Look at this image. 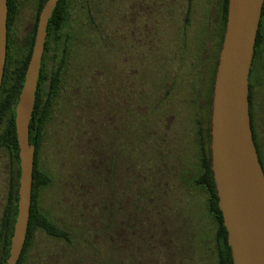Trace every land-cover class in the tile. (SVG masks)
<instances>
[{
  "label": "rangeland",
  "instance_id": "1",
  "mask_svg": "<svg viewBox=\"0 0 264 264\" xmlns=\"http://www.w3.org/2000/svg\"><path fill=\"white\" fill-rule=\"evenodd\" d=\"M18 1L15 67L27 53L25 40L38 9V0ZM215 5L216 0H69L45 69L49 78L62 70V81L38 157L50 183L40 187L37 202L72 242L38 229L22 264L147 263L151 256L156 264H218L206 195L187 183L200 168L198 130L207 117ZM252 80L264 81V30ZM259 122L264 129V116ZM90 138L85 149L82 143ZM13 167L9 151L0 149V249ZM138 170L169 181L170 201L159 211L168 232L155 247L147 243L153 241L146 236L147 218L138 216L139 225L130 213L131 196L137 205L145 203L140 191L130 189L146 182ZM105 196L111 199L105 205L116 211L114 226L127 236L128 259L116 243L94 241L97 231L104 233L96 203ZM152 221L150 230L160 228ZM134 233L144 234L139 252Z\"/></svg>",
  "mask_w": 264,
  "mask_h": 264
},
{
  "label": "water",
  "instance_id": "2",
  "mask_svg": "<svg viewBox=\"0 0 264 264\" xmlns=\"http://www.w3.org/2000/svg\"><path fill=\"white\" fill-rule=\"evenodd\" d=\"M60 0H48L36 30L15 115L20 158L18 214L6 264H18L30 218L36 147L29 142L47 26ZM264 0H229L211 115V163L233 264H264V171L250 115V72ZM8 0H0V91L7 57Z\"/></svg>",
  "mask_w": 264,
  "mask_h": 264
},
{
  "label": "trees",
  "instance_id": "3",
  "mask_svg": "<svg viewBox=\"0 0 264 264\" xmlns=\"http://www.w3.org/2000/svg\"><path fill=\"white\" fill-rule=\"evenodd\" d=\"M47 1L48 0H38L36 20L33 23L25 40L27 53L21 65L15 67L14 58L12 54V49L14 44V34L12 29L19 14V1L8 0L7 57L4 68L2 87L0 91V149H6L9 151L14 167L12 168L11 180L7 195V204L5 206V211H4L5 216L2 224L3 245L0 249V254H1L0 264H6L7 262L9 250L11 246V238L14 233V228L16 225V219L18 214L20 158H19V146H18V139L16 133V125H15L16 107L21 92V87L25 80L28 63L31 57L35 36H36L37 25L39 21V15ZM228 7H229V0H216V5L212 13V16L214 17L213 20L214 41L211 43L213 52L210 55L209 59L211 60L210 65L212 66L213 70L211 71L210 79H209V83H210L209 94L207 96V99L204 101V108L206 107L207 109V117L205 118L204 121L199 123L201 127L198 130V143H199L198 157H199L200 168L198 172L192 173L189 177V180L187 181V183L190 184L191 187L199 188L206 195L207 211L216 225L215 248L217 251L218 264H233L232 251L228 244V232L226 230V227L224 226L223 215L218 204L219 200L217 196V190L214 182L212 163H211V115H212V103H213V89H214V81H215L217 65L219 61V55L226 31V24L228 19ZM68 14H69V0H60L47 26L46 44L42 56V66L39 74L38 90L36 92V99L33 110V120L30 124V131H29V142L30 144H34L36 147L35 159H34L33 184H32V203L30 209V218L28 222L26 241L21 257L18 261V264H22V261L26 253L28 252V250L32 245L34 234L38 229L44 230L48 235L52 237L61 238V239H65L67 242H72L67 232L61 230L56 224L51 222L45 215L41 214V212L38 209V202H37V194L40 187L50 183L49 177L43 174L39 169L38 157H39L41 142L43 139L46 120L51 113L53 102L59 94L61 81H62V72H61L62 70H58L54 72L52 74V77L49 78L47 71L45 69L48 64L49 55L51 54V52L54 51L56 52V46L58 44L60 33L62 31V28L66 24ZM263 30H264V5L261 15L259 32L255 45L254 60L249 77V81H250L249 102H250L251 125L253 130L254 141L261 165H262V161H261L260 149L257 144V135H256V130L254 128V102H253L254 81L252 80V74L254 69V63L257 56L259 55L260 47L263 41ZM87 141L88 143H86V145L82 143L85 149H89V144L90 141L92 140L90 138ZM131 164H133V162H131ZM106 165L107 168L109 169V172L111 171L110 173H112L113 170H112L111 156L108 157V159H106ZM92 168L95 167L92 166ZM92 168L91 169L89 168V171H92ZM138 171L140 173V176L142 175V178L146 179V182L144 183V185L140 184L138 185L137 188L130 187V189L132 190V192L133 190L136 191V189L140 191L142 195H144L145 203H143V205H137L134 196L133 197L131 196L132 198L130 197V204H131L130 213L133 217V220H134V216L137 217L136 218L137 220L135 221L139 225L141 224L139 222V218L143 219L144 216L145 218H147L148 222H146V225L149 233L146 236L150 240H153L154 244L152 243L153 241L149 242L147 239L146 240L148 244L150 243L149 246L153 247L158 242V239L160 237L161 238L164 237L166 239V233L168 232V224L162 221L159 211H161L163 206H165V204H167L170 201L167 198L169 191L168 190L169 181L162 177L157 178L154 176H150V174L148 175L147 172H146L147 174L145 175V173L142 172L141 170ZM95 172L96 171H94V173L93 172L91 173L94 174L93 182L97 187L98 185V184L96 185L97 176L95 175ZM154 175L156 174L154 173ZM135 180L137 181V179ZM104 186H105V190L107 186L108 188L110 187L108 182L107 185ZM105 199H109V201H111L110 196L108 197L105 196L104 199H101L98 201V203H96L97 204L96 207L99 212V217H98L99 224L100 221H103L104 223L102 226L104 233L100 234V232L97 231L93 235L94 241L97 240L102 241V238H105L106 241H108V243L110 244L116 243V247H117L116 251L122 252L124 254L127 253L126 257L128 259V257H130L131 251H130V247L128 246L127 236L125 232L122 233L119 232L121 229L118 228L119 227L118 225L114 226L113 220L116 211L115 208H113L111 211L109 205L108 204H107L108 206L105 205L106 203H109L106 202ZM116 204L118 205V202H116ZM153 219L156 220L155 223L159 221L157 227H159L160 225V228H156V229L154 228L155 230L153 229L150 230L152 224L154 225V221H152ZM114 230H116V235L114 233ZM91 233L94 232L92 231ZM141 234L142 236L144 235L143 233H140L139 235L137 233L133 234L134 240L138 244L137 247L138 252L139 250H141L138 243V239L141 236ZM167 247L168 246L166 245L165 248L167 249ZM150 259L151 260L147 263H144L142 260H139L134 262L129 261L128 264H156L152 256L150 257Z\"/></svg>",
  "mask_w": 264,
  "mask_h": 264
},
{
  "label": "flooded vegetation",
  "instance_id": "4",
  "mask_svg": "<svg viewBox=\"0 0 264 264\" xmlns=\"http://www.w3.org/2000/svg\"><path fill=\"white\" fill-rule=\"evenodd\" d=\"M258 57L259 55L257 56L255 63ZM253 102H254V128L256 130L257 144L260 149L262 167L264 169V129H262V124L260 126L261 120L259 122V118L263 119L264 116V81H260V80L254 81ZM260 132L262 133L261 135L263 136L262 140L260 138ZM4 216L5 215L3 213V218L1 220V230L3 229L2 224H3Z\"/></svg>",
  "mask_w": 264,
  "mask_h": 264
}]
</instances>
